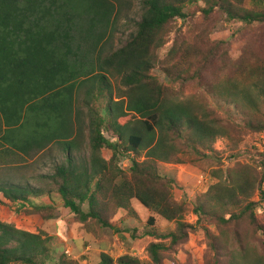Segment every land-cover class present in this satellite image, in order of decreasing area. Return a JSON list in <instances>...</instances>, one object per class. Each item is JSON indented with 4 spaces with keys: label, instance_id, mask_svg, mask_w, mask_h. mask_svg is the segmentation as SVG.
<instances>
[{
    "label": "trees",
    "instance_id": "obj_1",
    "mask_svg": "<svg viewBox=\"0 0 264 264\" xmlns=\"http://www.w3.org/2000/svg\"><path fill=\"white\" fill-rule=\"evenodd\" d=\"M197 11L201 23L241 25L244 45L236 59L230 41L211 39L209 25L187 37L177 30L165 48L175 21L192 20ZM115 12L108 0H0L2 144L25 155L57 146L63 156L49 175L37 177L45 189L2 182L0 195L44 222L55 217L60 201L95 239L103 230L152 239L146 263L101 253L99 264L176 263L172 255L198 230L206 245L202 264H264V226L254 201L257 193L264 201L263 160L210 170L216 182L192 202L177 200L176 180L158 169L170 161L202 169L215 162L217 139L234 150L245 135L264 133V0H139L123 43L104 58L94 56L113 30ZM157 67L166 83L154 75ZM105 73L120 82L116 100ZM85 84L86 124L81 112L74 114ZM84 141L85 159L76 156ZM45 198L49 204L39 202ZM135 202L150 213V229L139 237L136 229L117 228L138 218ZM189 214L197 217L194 225L185 221ZM155 216L174 224L173 231L158 233ZM51 240L43 230L0 222V264H82L65 255L53 260Z\"/></svg>",
    "mask_w": 264,
    "mask_h": 264
},
{
    "label": "rangeland",
    "instance_id": "obj_2",
    "mask_svg": "<svg viewBox=\"0 0 264 264\" xmlns=\"http://www.w3.org/2000/svg\"><path fill=\"white\" fill-rule=\"evenodd\" d=\"M114 4L116 12L113 23V30L106 33V36L102 40L100 46L95 50L94 56L99 52H102V58H104L109 52L113 51L120 43H123L124 37L127 36L133 27L130 25L132 19H137L138 2L139 0H108ZM200 12L195 13V18L182 23L181 20H176L173 24V29L169 36V42L166 47L172 44L176 36V31H180V36L187 37L190 33H199L200 28L211 27L210 36L212 40L230 41V57L236 59L240 55V49L244 45V41L238 36V30L241 28L240 24L230 23L224 20L210 19L202 22ZM216 22V24L214 23ZM261 33H264V27L260 28ZM164 50V49H163ZM163 50L160 52L162 53ZM97 71V69H96ZM108 81L111 84L113 90V98H118V87H121L118 79L111 77L109 74ZM154 75L157 76L162 83H166V77L161 72L160 68L154 70ZM91 83V82H90ZM90 84H85L78 91V99L74 106V114L81 112V120L84 124L87 122L88 112L83 104L84 93ZM186 95H190L189 91L185 92ZM101 109L104 108L105 103L100 101ZM92 106V105H90ZM157 135V134H156ZM50 149L43 154L36 156L31 154L27 163L21 166V169L16 172L8 173L0 172V183L7 182L6 180L13 179L15 184L26 185L27 182L33 184L36 188H44L45 182L37 179L39 175H49L52 172L54 161L61 162L63 159L62 152L57 146L49 147ZM215 156L217 157L215 162L211 165L204 164L202 169H198L191 165H178L173 161L160 163L158 169L160 173L166 177H170L177 182V187L173 189V195L177 200L186 198L188 201H194L204 194L207 189L216 182L214 176L210 170H224L235 166L238 162L249 164L253 166L254 162L264 161L261 154H264V133L257 135H245L243 140L239 143L238 147L234 150L230 148L228 141L224 139H217L213 145ZM88 147L85 141L83 142V148L79 153H76L78 158H86L88 156ZM103 156L109 158L110 154L108 150H103ZM253 160V161H252ZM123 167L126 169L128 163L126 160L123 163ZM264 191V186L262 187ZM258 193L256 194L254 201L258 204L256 208V217L260 224L264 226V201L259 200ZM0 222L14 226L18 230H23L31 233H36L39 230L46 232L51 238V256L52 259L57 261L61 255H65L70 260H78L82 264H99V254L106 252L110 258L116 259L125 254H129L137 257L142 263L148 261L146 257L145 248L152 239L140 237L136 240H130L129 235H123L122 233L116 234L110 230L100 231L99 239L88 240L83 246L84 232L82 225L76 223L67 209H64L61 202L57 201L54 205L55 217L51 221H42L38 216L31 215L26 216L22 212L17 211V205L6 201L0 195ZM39 202H45L49 204L47 198L40 200ZM134 208L138 218H131L130 221L124 220V223H118L117 228L136 229L137 236H143V234L150 229L147 226L146 220L150 213L138 203H134ZM86 210V207H83ZM152 215V214H151ZM122 217V214L117 216L116 220ZM154 229L158 233H168L173 231L174 224H168L157 216ZM129 221V222H128ZM185 221L188 224L194 225L197 221V217L193 214L186 216ZM212 232L216 233L215 226L206 225ZM100 241L99 247L96 242ZM127 240V241H126ZM90 241V242H89ZM89 248V252L83 255L82 252L86 248ZM99 248V249H98ZM101 250L102 252H98ZM206 253V245L203 241V233L198 230L196 235L193 236L191 243L180 246L176 253L172 255V258L177 264H202V256ZM90 254V255H89ZM170 259L165 260L164 264H176Z\"/></svg>",
    "mask_w": 264,
    "mask_h": 264
},
{
    "label": "crops",
    "instance_id": "obj_3",
    "mask_svg": "<svg viewBox=\"0 0 264 264\" xmlns=\"http://www.w3.org/2000/svg\"><path fill=\"white\" fill-rule=\"evenodd\" d=\"M4 126L5 125H4V122H3L1 114H0V172H3V173L5 172L6 174H8V173L13 174L14 172H16V170L21 169V166H23V165H25V163H27L26 160H28L29 157H32L31 154H33V153L25 155V154L18 152L16 150L7 151L8 147L6 145L2 144V141H1V137H2V135H4L5 130H6V128ZM36 156H39V155H36ZM12 180L13 179L6 180V181L9 183L15 184V182H13ZM27 184H29L32 187H35V186H33V184H30L29 182H27ZM129 221H130V219H129ZM122 234L127 235L125 233H122ZM91 237L92 236L89 234L83 235V246L85 243L88 242V240ZM92 239H94V238L92 237ZM99 243H100V241L98 240V242H96V245H98L99 247H102ZM89 251L90 250L87 246V248L85 250H83L82 254L86 255V253H88ZM98 252H102V251L99 250ZM102 253H106V252H102Z\"/></svg>",
    "mask_w": 264,
    "mask_h": 264
}]
</instances>
